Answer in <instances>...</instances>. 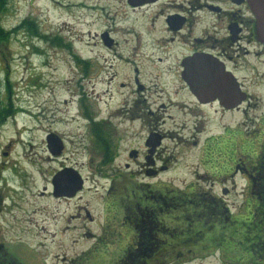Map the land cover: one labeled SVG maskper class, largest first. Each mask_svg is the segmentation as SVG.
<instances>
[{
  "label": "rangeland",
  "instance_id": "374dc122",
  "mask_svg": "<svg viewBox=\"0 0 264 264\" xmlns=\"http://www.w3.org/2000/svg\"><path fill=\"white\" fill-rule=\"evenodd\" d=\"M124 8L123 0H0V243L18 247L25 264H84L87 258L92 264L96 254L86 250L107 228L102 225L104 200L113 178L121 197L119 214H128L140 200L154 205L158 197L178 201L170 216L177 225H169L175 230L187 222L184 205L204 192L207 198L212 192L226 199L233 216L245 213L252 190L241 174L235 177L234 171L231 181L220 172L233 151L228 148L225 157L219 141H236L241 153L250 144L264 149L259 147L264 145V48L249 46L253 54H241L238 61L252 95L246 112L196 126L186 122L190 117L177 104L185 99L179 81L159 75L158 69H168L172 61H149L146 26H131L135 20ZM105 31L116 41L111 48L100 42ZM136 68L143 92L134 82ZM93 119L118 144L111 163L102 164L104 148ZM150 123L169 132L158 175L144 173L152 164L142 157L132 161L128 156L130 148L144 152ZM230 131L232 136H226ZM50 134L60 141L56 155L48 149ZM210 135L221 137L206 145ZM63 164L87 178L84 191L70 200L53 195L52 180ZM226 179L231 192L225 196ZM112 224L117 225L112 220L105 230L117 231ZM109 241L115 239L110 235Z\"/></svg>",
  "mask_w": 264,
  "mask_h": 264
},
{
  "label": "flooded vegetation",
  "instance_id": "af4514ba",
  "mask_svg": "<svg viewBox=\"0 0 264 264\" xmlns=\"http://www.w3.org/2000/svg\"><path fill=\"white\" fill-rule=\"evenodd\" d=\"M123 2L126 15L135 20L131 26H146L145 29L151 39L147 44L151 48L149 61L160 65L172 61L173 65L168 69H158L159 75L178 80L181 84L180 91L185 92V99L177 104L184 107L185 114L190 117L186 118V122L193 121L196 126L200 123L205 124L206 121H216L220 124L223 114L241 109L246 112L245 105L249 108L252 95L249 94L247 87L248 76L240 75L243 66H240L238 61L241 54L244 57L253 54L249 46L257 44L264 48V40H260L256 34L258 18L254 13L253 0H123ZM100 42L106 48H111L116 43L109 31L101 34ZM259 54L260 52H257L256 55ZM205 60H209L210 64L222 65L225 72L231 74V78L235 79V85H239L242 102L238 105L233 103L234 105L231 104L227 108L218 94L198 92L194 79L202 76L196 70ZM135 72L137 76L134 82L137 84L138 92H143L146 86L140 81L137 68ZM136 102L138 101L134 102L135 106ZM162 107L165 108V105ZM137 108L136 106L135 110ZM149 113L153 115V112ZM92 122L94 129L98 127L101 134L100 140L104 148L102 164L105 165L108 161L111 163L118 156L115 147L118 144L103 135V123L94 119ZM165 122L164 118L160 123ZM146 128L144 152L142 153L139 148H130L128 156L132 161L142 157L147 164H152L148 168L147 165L145 166L144 173L158 175L159 154L162 153V143L166 141L169 132L151 123ZM93 133L95 137L99 136L95 131ZM153 135L161 137V143L149 155L151 147L147 144ZM226 136L231 137L232 131L226 132ZM220 137L208 136L206 145L215 143ZM191 138L195 140L196 145L199 141L198 136L194 134ZM186 140L190 141V137ZM219 143V152L225 154V157L229 155L230 148L234 152L230 156L231 159L224 161L225 165L220 172L228 173L231 181L234 180L232 174L236 172L235 177L241 174L245 180V187L252 190L251 196L245 202V213L233 216L226 199H221L212 192L208 193L207 198L204 192L202 195H195L194 200L184 205L187 222L181 227H176L175 230L169 225L175 227L176 223L173 218L170 220V216L178 201L173 198L158 197L156 199L158 205H154L150 200H142L145 203L151 202L148 206L140 200L131 204L134 208H127L128 214L126 211L119 214L118 208L121 205L118 202L121 197L115 191V178H113L112 186L108 188L109 196L104 200V209L107 213L102 225L109 228L113 220L117 225L112 224L110 229L117 227L118 230H105L107 229L105 228L102 235L95 236L97 242L86 250L87 253L96 254V260L92 264H192L196 261H201L202 264H264V149H259L257 144H250L248 148H243L244 152L241 153L238 151L236 141L232 139L227 144L222 141ZM261 146L264 147L259 145ZM128 166L129 163L125 167ZM74 168L63 164L58 172ZM74 170L82 177L77 169ZM82 180V189L75 194L72 195L71 192L68 195L55 196L53 192V195L66 200L76 197L84 191L87 178L82 177ZM227 182L228 179L223 182L222 194L225 196L231 192ZM143 185L144 188L148 184ZM192 189L195 190L196 187ZM203 200L205 202L200 203ZM162 204H165V209L160 207L163 206ZM112 210L116 214H111ZM87 215L91 219L89 212ZM120 222L125 225L119 227ZM249 228L253 230L248 231ZM110 235L115 239L114 243L109 241ZM119 235L121 236L118 238ZM6 245L0 243V264H25L18 247ZM108 248L110 250L105 251ZM111 249L113 253L110 252ZM102 250L104 251L101 252ZM114 253L117 254L116 257ZM90 262L92 261L87 258L84 264Z\"/></svg>",
  "mask_w": 264,
  "mask_h": 264
},
{
  "label": "water",
  "instance_id": "95a60500",
  "mask_svg": "<svg viewBox=\"0 0 264 264\" xmlns=\"http://www.w3.org/2000/svg\"><path fill=\"white\" fill-rule=\"evenodd\" d=\"M253 3L255 4L254 13L258 18V22H256L258 23L256 26V34H258L260 40H264V10H262L264 0H253ZM209 62V60L202 61L200 67L196 70L202 74L201 77L194 79L197 83L198 92L218 94L221 96V99H223V103L227 108L233 103L238 105L242 102L243 98L239 96L241 94L240 88L238 87L239 85H235V79L231 78L230 73L225 72L222 65H214ZM202 83H204V85H200ZM59 142L55 134L47 136L48 149L53 155H56L59 149H61ZM159 143H161V137L153 135L149 138L147 144L151 147L149 155L160 145ZM52 185L55 196L68 195V193L71 192L73 195L82 189L83 180L76 170L64 169L54 176Z\"/></svg>",
  "mask_w": 264,
  "mask_h": 264
}]
</instances>
